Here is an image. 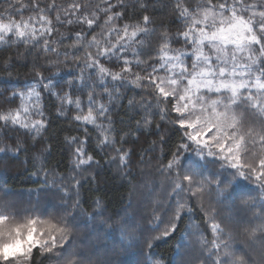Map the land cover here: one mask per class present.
<instances>
[{"label":"snow or ice","instance_id":"obj_1","mask_svg":"<svg viewBox=\"0 0 264 264\" xmlns=\"http://www.w3.org/2000/svg\"><path fill=\"white\" fill-rule=\"evenodd\" d=\"M0 72L13 85L0 91V177L25 166L44 177L28 196L59 201L21 208L10 198L24 193L0 184V264H113L101 241L117 232L144 264H264V0H0ZM61 117L84 139L65 141L75 175L49 182L42 157ZM93 134L92 151L131 185V218L105 217L100 199L82 208L96 179L82 173L101 167L84 150ZM193 217L210 240L184 226Z\"/></svg>","mask_w":264,"mask_h":264},{"label":"trees","instance_id":"obj_2","mask_svg":"<svg viewBox=\"0 0 264 264\" xmlns=\"http://www.w3.org/2000/svg\"><path fill=\"white\" fill-rule=\"evenodd\" d=\"M23 2L27 3V0H23ZM41 3L45 2H52V0H40ZM70 0H55L57 4H67ZM93 3L97 2V0H92ZM167 2V0H165ZM61 32L65 35L67 34L64 29H61ZM55 38L59 39V34H55ZM64 47H67L65 45ZM64 49L61 48V51ZM58 68L64 71L65 79H67V70L65 69L63 63L58 65ZM19 76L21 80L30 78L27 73L23 70H15L12 73L13 80L16 76ZM0 76H6L5 73L0 72ZM0 91H3V86H7L11 88L13 85L7 80H0ZM44 104L46 106L51 105L52 103L56 102L54 98L49 100L47 98L44 99ZM86 102V99H85ZM19 104V101H17ZM65 117H61L59 120L54 121L53 126L48 133L46 139H50L51 141V155L45 153L42 157V160L45 162V168L48 171H55L54 176H49V182L53 179L59 180L61 177H72L75 173L73 172V168L77 163L76 156L74 154L75 145H71V147L65 143L66 139H70L71 137H79L81 140L84 139L83 134L76 129V125L74 121L65 122ZM95 134H93L92 139L84 146V150L88 152L89 155L94 156V160H98L101 163V167H96L95 164L92 165L88 172L82 173L84 177H91L95 175L96 179L95 182H88L84 181L83 186L80 188V197L82 201V208L83 210L91 215L95 209L93 208L92 204L93 201L96 199L102 200V208L105 210V217H113L117 213H120V219L125 217L131 218L133 214L136 212V202L133 201V207L127 208L129 203V193L131 189V185L128 184L127 180H121L115 178L116 176V164L113 163L112 165H108L104 163V153H95L92 151V148L95 145ZM4 142L0 141V146H3ZM116 148L121 147V145H115ZM116 153L111 150H108V156L112 157L115 156ZM27 157L20 156V160L23 161ZM106 159V158H105ZM24 167L20 164H16L11 167V169L3 176L0 177V184H4L6 187L12 188L15 192H27L29 193L30 190L35 191L40 187V185L36 182L37 179L43 180L44 177L41 175L40 177H29L25 171ZM28 167H31L30 165ZM40 167V164L37 163V168ZM87 167V165H85ZM135 169H133V173L135 174ZM33 202L32 205H35V201L39 199L41 201L40 207L43 209L48 203H56L58 204L59 201L53 198L51 195L44 196L43 194L37 196L32 195ZM31 205V206H32ZM30 206L29 203L22 200L20 202V207L25 208ZM144 207H147L146 205ZM127 209V212L124 211ZM259 209H257L258 211ZM51 211V209H49ZM135 222L137 223L138 227L142 224L141 216L137 215ZM189 224L194 226L199 225L201 231L204 233V236L207 237L208 240L211 239V233L207 230V225L203 224V222L198 217H193L191 220L185 219L184 226L187 227ZM135 232V230H132ZM84 233L81 230V235L79 239L83 240ZM203 238V237H201ZM94 239V238H93ZM120 234L117 233H110L108 237V241L101 243L107 244V255H109L113 259V264H144V255L141 254V251L137 247H129L127 251L121 249L119 247V242L121 241ZM189 243L195 244L197 237H189ZM125 246L128 245L129 241L127 239L123 240ZM175 241L169 240L168 242L165 241H158L157 246L153 249L156 257L163 255L166 258L171 255L174 251ZM116 246V252L113 253L110 249L113 246ZM42 258L37 255V264H39Z\"/></svg>","mask_w":264,"mask_h":264},{"label":"rangeland","instance_id":"obj_3","mask_svg":"<svg viewBox=\"0 0 264 264\" xmlns=\"http://www.w3.org/2000/svg\"><path fill=\"white\" fill-rule=\"evenodd\" d=\"M92 167V166H91ZM75 175V174H74ZM18 193H24V195H23V197H22V199L21 198H19V197H13V198H10V199H18L20 202L22 201V200H24V201H26V203H29V199H33V197L31 196V198L28 196V193L27 192H25V191H23V192H18ZM40 205H42V204H40ZM33 206V205H32ZM35 206V205H34ZM29 207V206H28ZM136 207V206H135ZM25 208H27V207H25ZM124 211H125V209H124Z\"/></svg>","mask_w":264,"mask_h":264}]
</instances>
